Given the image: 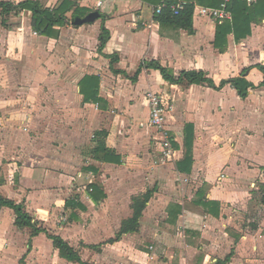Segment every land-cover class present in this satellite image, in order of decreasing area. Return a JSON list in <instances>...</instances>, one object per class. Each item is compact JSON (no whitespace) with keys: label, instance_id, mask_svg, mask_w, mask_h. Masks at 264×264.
I'll list each match as a JSON object with an SVG mask.
<instances>
[{"label":"crops","instance_id":"crops-1","mask_svg":"<svg viewBox=\"0 0 264 264\" xmlns=\"http://www.w3.org/2000/svg\"><path fill=\"white\" fill-rule=\"evenodd\" d=\"M36 1L73 7L52 37L33 30L29 11L9 16L6 26L0 16V194L24 204L45 232L32 237L15 225L13 210L1 208L0 264H216L227 257L226 264H264V235L235 236L236 215L264 184V0L229 4L226 20L247 17L250 33L237 36L233 22L223 51L216 47L223 21L196 11L219 8L218 0H132L104 12L95 0ZM169 2L194 6L192 32L159 23L156 10ZM95 12L98 20L75 24ZM103 27L110 38L101 51ZM150 62L176 76L202 71L217 87L249 69L255 89L242 99L231 85H171L146 68L133 81ZM87 77L99 79L98 102L84 101ZM150 91L175 104L165 124L171 160L153 142ZM99 140L120 163L96 152ZM151 190L138 231L117 239L134 199ZM54 236L81 263L65 259Z\"/></svg>","mask_w":264,"mask_h":264},{"label":"trees","instance_id":"trees-1","mask_svg":"<svg viewBox=\"0 0 264 264\" xmlns=\"http://www.w3.org/2000/svg\"><path fill=\"white\" fill-rule=\"evenodd\" d=\"M222 3V0H218V5ZM246 3V1H245ZM177 5V3L169 2L162 6V12L158 16L159 23L164 25H169L178 29H184L187 31H193V22H192V15L194 6L192 5H185L184 9L181 10L178 14H174L172 11V7ZM255 5V4H254ZM252 5L249 8H252ZM73 4L70 1L62 2L57 8L51 9L44 7L39 1L36 0H26L20 2L18 4L12 2H0V16L2 17L3 25H7V18L11 15H19L25 11H29L32 13V28L35 32L43 35L52 37L57 31L55 30L56 27H63L67 24V14L71 11ZM252 10L244 14H251ZM80 10L77 9L73 15V19L75 20L79 17ZM246 17V16H245ZM233 22L229 20H225L218 25L217 28V37H216V47L220 48L221 51L227 47L226 42V35L231 31L232 23L235 27V32L237 36H245L246 34L244 31L247 30L248 34L250 33L249 25L250 21L247 17L246 19L242 18L241 16H235L232 18ZM110 33L106 28H102V33L100 36V50L102 51L106 43L109 41ZM119 61V58L113 57L111 61V66L114 65ZM155 69L158 70L163 80L168 82L171 85H199V86H207L209 88H213L215 90H220L226 85H231L234 89H236L239 93V96L242 99H246L249 96V93L252 89H255V85L251 84L246 80V74L248 73L249 69L245 70L241 77L232 79L229 81H223L220 87H217L214 82L207 77V74L202 71H184L176 76L173 71L162 67L158 62H150L143 64L139 71L137 72L136 78L133 81H136L142 69ZM258 68L264 73V65H259ZM99 79L96 77H87L82 81L81 84V93L84 96V101L87 103L90 102H98L99 99ZM264 87V83L261 85ZM105 136L104 132H99L96 134V137H103ZM101 142L97 143L96 152H104L105 160H115L117 163H120V158L116 157L114 151L109 150L106 148L104 141L99 140ZM116 158V159H115ZM188 164L190 159L185 161ZM260 191H264V184L261 187ZM154 191H148L146 194L139 196L134 199L133 202V210L134 215L131 219L126 220L123 223L122 229L120 234L118 235L117 239H120L122 235L128 233H135L139 229V221L142 217L143 211L146 209L147 204L149 203L150 199L153 197ZM262 203L264 204V196L262 197ZM211 206L212 204L206 203L205 206ZM1 208H9L13 210L15 215V225L22 229H30L31 236L35 237L42 232H45L43 228H40L38 223L33 220V218L25 211L24 204H17L16 202L4 198L0 194V209ZM214 207H210L211 212H213ZM210 212V211H209ZM54 241L57 249L60 251L61 255L71 261V262H78L81 263V259L79 254L72 248L68 243L63 241L60 237H51ZM112 243V240L110 241ZM229 257L226 258L225 261H218L216 264H226L229 261Z\"/></svg>","mask_w":264,"mask_h":264},{"label":"built area","instance_id":"built-area-1","mask_svg":"<svg viewBox=\"0 0 264 264\" xmlns=\"http://www.w3.org/2000/svg\"><path fill=\"white\" fill-rule=\"evenodd\" d=\"M132 0H95V9L104 12L108 7L111 8L121 3H127ZM234 0H222L219 8H198L196 11L201 17H209L215 21L222 22L230 18L229 4ZM248 6L254 5L257 0H245ZM184 4L172 7L174 14H178L184 9ZM162 7L156 10L157 14H161ZM146 100L150 107L149 128H151L158 136L153 139L155 144H159L162 148V154L165 159L173 158L174 150L168 131L165 128L167 116L174 110L175 104L167 93L164 92H148Z\"/></svg>","mask_w":264,"mask_h":264},{"label":"rangeland","instance_id":"rangeland-1","mask_svg":"<svg viewBox=\"0 0 264 264\" xmlns=\"http://www.w3.org/2000/svg\"><path fill=\"white\" fill-rule=\"evenodd\" d=\"M263 196L264 191H258L246 206L245 211L236 215V219L239 222V231H237L238 233L235 235L236 237L241 236V234H255L256 231H259L260 235H264V204L262 203ZM164 256L165 253L161 254V257ZM254 256L258 260L263 259V256L260 252ZM246 259L248 258H243L239 264H248L245 262Z\"/></svg>","mask_w":264,"mask_h":264},{"label":"water","instance_id":"water-1","mask_svg":"<svg viewBox=\"0 0 264 264\" xmlns=\"http://www.w3.org/2000/svg\"><path fill=\"white\" fill-rule=\"evenodd\" d=\"M100 13L99 12H95L91 15H89L88 17H86L85 19L81 20V19H77L75 21V24L78 25H83L85 23H90V22H94L95 20H98L100 18Z\"/></svg>","mask_w":264,"mask_h":264}]
</instances>
